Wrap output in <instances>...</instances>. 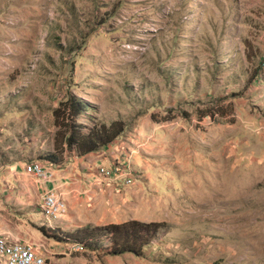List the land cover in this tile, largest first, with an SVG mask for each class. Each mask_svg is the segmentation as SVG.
<instances>
[{
	"label": "rangeland",
	"instance_id": "374dc122",
	"mask_svg": "<svg viewBox=\"0 0 264 264\" xmlns=\"http://www.w3.org/2000/svg\"><path fill=\"white\" fill-rule=\"evenodd\" d=\"M70 94L124 130L49 164ZM31 161L63 170L62 216ZM129 219L167 227L119 256L40 230ZM0 237L46 264H264V0H0Z\"/></svg>",
	"mask_w": 264,
	"mask_h": 264
},
{
	"label": "trees",
	"instance_id": "16d2710c",
	"mask_svg": "<svg viewBox=\"0 0 264 264\" xmlns=\"http://www.w3.org/2000/svg\"><path fill=\"white\" fill-rule=\"evenodd\" d=\"M94 106L86 99L74 94L60 101L52 110L54 124L53 150L45 151L37 158L49 164L59 165L65 156L79 158L105 148L124 130L121 120L103 122L94 115ZM203 112V111H202ZM202 119L216 120L215 113L202 115ZM42 226L43 234L57 242L80 245L85 250L98 251L106 255H141L152 241L162 233L167 224L159 221L129 219L118 223L77 226L61 230Z\"/></svg>",
	"mask_w": 264,
	"mask_h": 264
},
{
	"label": "built area",
	"instance_id": "2783aa9c",
	"mask_svg": "<svg viewBox=\"0 0 264 264\" xmlns=\"http://www.w3.org/2000/svg\"><path fill=\"white\" fill-rule=\"evenodd\" d=\"M24 170L40 180H47L51 176L49 170L39 161L26 163ZM42 199H55L54 202L45 204L47 208L52 207L56 201H60V199L63 198L56 192H48L42 197ZM1 247H12L14 251H16V264H42L37 257L33 256V251H25L22 247L18 246L17 242L4 241V237H0V258H2Z\"/></svg>",
	"mask_w": 264,
	"mask_h": 264
},
{
	"label": "bare ground",
	"instance_id": "6f19581e",
	"mask_svg": "<svg viewBox=\"0 0 264 264\" xmlns=\"http://www.w3.org/2000/svg\"><path fill=\"white\" fill-rule=\"evenodd\" d=\"M54 201L55 199H46L45 204H50ZM46 209L49 211L50 215L56 218L66 211V203L64 199H60V201H56L52 207H47ZM4 241H5V238H4ZM17 243H18V246L22 247L25 251H33V256L37 257L42 262V264H46L45 258L39 255L33 246L27 243H21V242H17ZM2 249L4 251L5 250L7 251L5 255L8 254V260H7L8 264H16L15 263L16 251H14L12 247H1V256H2ZM2 259H3V256H2Z\"/></svg>",
	"mask_w": 264,
	"mask_h": 264
},
{
	"label": "crops",
	"instance_id": "0c3cea01",
	"mask_svg": "<svg viewBox=\"0 0 264 264\" xmlns=\"http://www.w3.org/2000/svg\"><path fill=\"white\" fill-rule=\"evenodd\" d=\"M65 168H67V167H65ZM62 171H58V169L52 170V172H53V174H52L53 178L50 179V180L49 179H47V180H40V179L34 177L33 175L28 174L26 171H24V172L27 175H29L30 177H32L33 179H35L36 182H39L40 187L37 190L40 191V201H41L42 197L46 193H48V192H56L59 195H61V194L65 195L68 192V189H69V186L70 185H64V184H69V183H64L62 181V178H63L62 177L63 176V173H61ZM54 181L57 182V184L59 183L58 186L55 187ZM56 188H59L60 191H61V193ZM28 191H29L28 188H26V189L23 188L22 193H25V192H28ZM19 193H21L20 190H19ZM29 197L31 198V195H29ZM64 200H65V202L67 204L66 199H64ZM67 200H68L67 208H69V199L67 198ZM67 208H66V210H67ZM67 229H70V227H68Z\"/></svg>",
	"mask_w": 264,
	"mask_h": 264
}]
</instances>
